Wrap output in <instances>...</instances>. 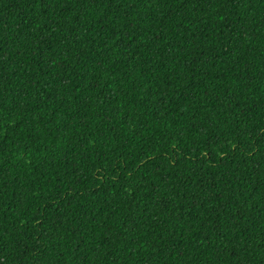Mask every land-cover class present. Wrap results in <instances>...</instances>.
Wrapping results in <instances>:
<instances>
[{"label":"trees","instance_id":"obj_1","mask_svg":"<svg viewBox=\"0 0 264 264\" xmlns=\"http://www.w3.org/2000/svg\"><path fill=\"white\" fill-rule=\"evenodd\" d=\"M0 264H264V0H0Z\"/></svg>","mask_w":264,"mask_h":264}]
</instances>
